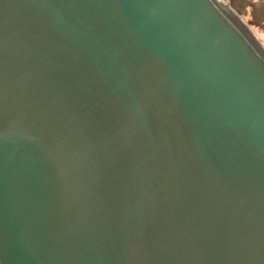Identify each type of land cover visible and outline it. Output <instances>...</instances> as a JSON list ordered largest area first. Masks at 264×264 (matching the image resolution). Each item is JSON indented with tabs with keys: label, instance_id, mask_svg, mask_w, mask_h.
<instances>
[{
	"label": "water",
	"instance_id": "1",
	"mask_svg": "<svg viewBox=\"0 0 264 264\" xmlns=\"http://www.w3.org/2000/svg\"><path fill=\"white\" fill-rule=\"evenodd\" d=\"M0 264H264V44L224 0H0Z\"/></svg>",
	"mask_w": 264,
	"mask_h": 264
},
{
	"label": "rangeland",
	"instance_id": "2",
	"mask_svg": "<svg viewBox=\"0 0 264 264\" xmlns=\"http://www.w3.org/2000/svg\"><path fill=\"white\" fill-rule=\"evenodd\" d=\"M264 44V0H225Z\"/></svg>",
	"mask_w": 264,
	"mask_h": 264
},
{
	"label": "bare ground",
	"instance_id": "3",
	"mask_svg": "<svg viewBox=\"0 0 264 264\" xmlns=\"http://www.w3.org/2000/svg\"><path fill=\"white\" fill-rule=\"evenodd\" d=\"M225 1V0H224ZM225 3L228 5V6H230L226 1H225ZM254 33V32H253ZM256 36V35H255ZM257 37V36H256Z\"/></svg>",
	"mask_w": 264,
	"mask_h": 264
}]
</instances>
